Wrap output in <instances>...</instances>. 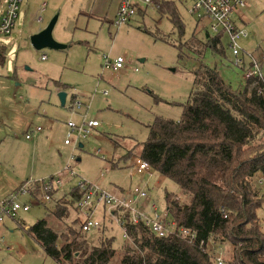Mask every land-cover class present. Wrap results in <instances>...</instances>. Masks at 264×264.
I'll use <instances>...</instances> for the list:
<instances>
[{"label": "rangeland", "instance_id": "rangeland-1", "mask_svg": "<svg viewBox=\"0 0 264 264\" xmlns=\"http://www.w3.org/2000/svg\"><path fill=\"white\" fill-rule=\"evenodd\" d=\"M168 1L175 2L185 25L183 38L169 16L156 7L137 14L128 24L114 26L120 0H25L14 30L0 36V45L6 50L5 63L0 62V201L16 192L17 202L30 205L28 211L0 220V264H57L26 228L46 217L49 227L65 230L79 211L72 207L68 216L58 219L53 213L58 211L56 201L83 180L100 183L113 193L117 187L126 191L139 187L161 211L167 207V192L180 197L178 185L170 178L153 168L136 172L134 166L149 126L157 117L179 120L193 89V62L179 61L177 43L181 39L189 42L194 31L217 33L210 30L208 18L188 11V3ZM43 3L46 9L42 13ZM39 16L43 21H38ZM55 16L53 37L67 47L34 48L31 34L45 28ZM235 19L248 31L240 41L244 50L262 57L264 0H246V7L236 11ZM223 40L225 57L212 59L207 54L206 61L215 64L224 79L237 88L244 82L243 74L233 64L225 36ZM119 56L128 62L117 73L106 67L105 61L113 62ZM60 92L67 94L64 105ZM75 100L83 102L82 109L72 107ZM84 118L98 120L99 126L81 138L82 147L73 150L64 142L67 122L79 125ZM39 127L40 131L27 138ZM72 155L75 176L66 169ZM52 177L59 178L60 185L54 187L50 200H44L43 191L38 197L30 194L28 183ZM258 213L264 228V204ZM92 219L100 226L82 235L95 245L102 237L114 236L120 252L109 264H118L126 246L119 221L104 202H95ZM209 244L215 264L218 257L222 264H231L226 244Z\"/></svg>", "mask_w": 264, "mask_h": 264}, {"label": "trees", "instance_id": "trees-1", "mask_svg": "<svg viewBox=\"0 0 264 264\" xmlns=\"http://www.w3.org/2000/svg\"><path fill=\"white\" fill-rule=\"evenodd\" d=\"M156 2L183 38L185 25L175 2ZM223 39L221 33L194 31L189 42L177 43L179 61L193 62V89L179 120L157 117L149 126L140 155L178 185L180 197L167 192V206L178 225L195 229L197 238L189 242L173 234L159 236L143 222L132 223L125 212L126 246L118 264H215L209 242L226 244L231 264H264V228L258 213L264 204V187L258 183L264 175V80L244 81L237 88L227 82L217 66L206 61L207 54L225 57ZM4 48L0 45L2 64ZM33 184L30 194L38 197L42 187L39 181ZM82 193L76 185L59 198L55 217L68 216ZM81 224L78 216L58 232L43 217L26 229L57 264H109L120 252L115 237L91 244Z\"/></svg>", "mask_w": 264, "mask_h": 264}, {"label": "built area", "instance_id": "built-area-1", "mask_svg": "<svg viewBox=\"0 0 264 264\" xmlns=\"http://www.w3.org/2000/svg\"><path fill=\"white\" fill-rule=\"evenodd\" d=\"M0 0V36L9 35L15 28V23L19 17V12L25 0ZM188 3V11L198 18H208L210 21V30L215 33H221L227 38V46L233 57V64L241 68L243 71L244 81L252 79L264 80V55L256 58L253 53H250L242 47L240 41L248 36V31L241 28L236 23V11L246 7V0H176ZM156 0H120L116 16L113 20V25L120 27L128 24L139 10H147L150 7H157ZM46 9V3L41 4V12ZM38 21H43L42 16H39ZM45 55L41 58L45 59ZM127 59L123 56L117 57L113 62L105 61L106 67L119 71L124 68ZM137 70V69H136ZM107 91H104L106 94ZM83 102L75 100L73 108L80 110ZM67 133L65 138L66 145H72L73 150L81 146V138H86L96 127L99 126V121L96 119L84 118L83 123L76 124L73 121L67 122ZM40 131V127L27 134V138H31L36 132ZM82 147V146H81ZM99 152V151H98ZM74 155L69 157L66 169L70 170L71 176H75L72 171V162ZM149 165L141 158L135 164L136 172H144L149 169ZM34 183V182H33ZM33 183H28V190L33 187ZM42 191L45 194L44 200H50L48 191L55 192L54 187L60 185L59 178H50L47 181H39ZM259 185L264 187V175L259 179ZM82 196L77 200L75 207L85 217L82 218L81 230L86 233L92 228L100 226V223L92 219V208L95 202H104L109 205L112 214L117 218L124 235L126 236L127 222L123 217L125 212L130 215L132 223L143 222L155 234L159 236L177 235L181 239L189 242H194L197 238V231L190 227L178 225V222L172 217L169 208L159 210L155 202H151L146 208L138 206V201L147 199V191L137 187L133 191H129L125 197L118 193L111 192L108 188L100 183H91L83 180L80 184ZM20 191H26L21 188ZM179 198V197H178ZM16 192L9 195L6 199L0 201V220L4 216H15L18 211H28L30 205L28 203H19L16 200ZM136 204V205H135ZM218 264H222L220 257L217 258Z\"/></svg>", "mask_w": 264, "mask_h": 264}, {"label": "water", "instance_id": "water-1", "mask_svg": "<svg viewBox=\"0 0 264 264\" xmlns=\"http://www.w3.org/2000/svg\"><path fill=\"white\" fill-rule=\"evenodd\" d=\"M56 21L57 16L53 17L45 28L31 34L30 42L34 48L40 50L46 47L53 49H65L67 47V44L60 43L53 37V29ZM59 97L61 104L64 105L67 97L66 92H60Z\"/></svg>", "mask_w": 264, "mask_h": 264}, {"label": "crops", "instance_id": "crops-1", "mask_svg": "<svg viewBox=\"0 0 264 264\" xmlns=\"http://www.w3.org/2000/svg\"><path fill=\"white\" fill-rule=\"evenodd\" d=\"M36 33V32H35ZM123 71V69H120L119 71H117V73H119V72H122ZM82 109V108H81ZM81 146H83V144L81 143ZM136 164V163H135ZM134 168H135V166H134ZM136 171V170H135ZM110 190V189H109ZM131 191V190H130ZM116 193H118V194H123V195H127L128 194V192L129 191H126L123 187H117V189H116V191H115ZM166 199V198H165ZM151 200H153L152 198L150 199H143V200H139L138 201V206L139 207H142V208H146L150 203H151ZM167 203V202H166ZM168 207V206H167ZM166 207V208H167ZM77 212V211H76ZM78 216L80 217V214L78 213Z\"/></svg>", "mask_w": 264, "mask_h": 264}]
</instances>
